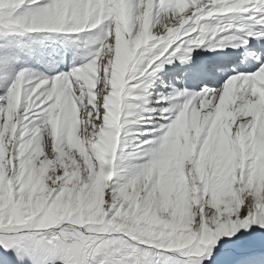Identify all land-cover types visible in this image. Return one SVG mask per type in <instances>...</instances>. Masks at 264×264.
<instances>
[{
    "label": "snow or ice",
    "instance_id": "snow-or-ice-1",
    "mask_svg": "<svg viewBox=\"0 0 264 264\" xmlns=\"http://www.w3.org/2000/svg\"><path fill=\"white\" fill-rule=\"evenodd\" d=\"M0 264H264V0H0Z\"/></svg>",
    "mask_w": 264,
    "mask_h": 264
},
{
    "label": "bare ground",
    "instance_id": "bare-ground-1",
    "mask_svg": "<svg viewBox=\"0 0 264 264\" xmlns=\"http://www.w3.org/2000/svg\"><path fill=\"white\" fill-rule=\"evenodd\" d=\"M57 47V46H56ZM231 56H233V57H227V59H233V58H235V55H234V53L231 55ZM66 58V57H65ZM70 58L71 59H73V56L71 55V56H69V57H67V61L65 62V59H64V61L57 67V69H56V71H68V69H69V67H70V64H69V60H70ZM79 62V61H78ZM254 61L252 62V63H247V67H254L253 65H254ZM217 64H219V65H222L223 67H224V69H225V71L228 69V66L225 64V63H223V62H220V61H217L216 63H215V65H217ZM178 67L179 66V68H181L182 66H180L179 65V62H176V64H174V65H166L165 66V69L161 72V73H159L158 74V76L160 77V87H159V89H154V90H151V92H153V93H157L158 91H162V92H167L168 91V89L167 88H165L164 87V85H166L167 83H169V81L167 82L166 80H165V78H167V77H171L170 78V83L169 84H174V85H176L177 87H182L181 86V84L175 79V76H176V74L178 73H175V67ZM243 66L244 65H242V64H237V66H236V68H237V71H241L242 69H243ZM177 69V68H176ZM41 70H43V69H41ZM216 72H214V74L216 75V77L217 78H219L220 76H221V74H222V72L221 71H218L217 69L215 70ZM182 72V71H181ZM186 73V75L184 76V83H185V88H187L188 90H190L189 89V85H190V81L188 80V76H189V73L188 72H185ZM229 74H226V76H228ZM155 86V85H154ZM212 87V86H211ZM161 89V90H160ZM149 89H148V91H150ZM138 92H141L142 93V91H138ZM153 100H154V98H152ZM144 138H146V137H141V139H144Z\"/></svg>",
    "mask_w": 264,
    "mask_h": 264
},
{
    "label": "rangeland",
    "instance_id": "rangeland-1",
    "mask_svg": "<svg viewBox=\"0 0 264 264\" xmlns=\"http://www.w3.org/2000/svg\"><path fill=\"white\" fill-rule=\"evenodd\" d=\"M68 52H71V54H70V56L72 55L73 56V52H74V50L73 49H70V50H68ZM67 61V55H66V58H65V62ZM159 77V76H158ZM155 80H157V79H155ZM154 80V81H155ZM157 82H159V84H157ZM160 77L158 78V80L156 81V84H155V88H149V90L151 89V90H154V89H159V87H160ZM151 90H150V92H151ZM138 91H142L143 92V90H138ZM154 96V95H153ZM136 102H138V101H136ZM161 106H166V105H163V102H162V105ZM144 139H146V138H144Z\"/></svg>",
    "mask_w": 264,
    "mask_h": 264
}]
</instances>
